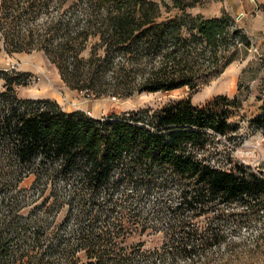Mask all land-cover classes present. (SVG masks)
<instances>
[{
  "label": "trees",
  "instance_id": "obj_1",
  "mask_svg": "<svg viewBox=\"0 0 264 264\" xmlns=\"http://www.w3.org/2000/svg\"><path fill=\"white\" fill-rule=\"evenodd\" d=\"M171 2L165 4L167 10L183 13L163 18L162 6L154 0H79L82 20L60 16L38 30L35 0H0V49L44 50L62 80L76 90L94 91L108 74L113 87H119L126 66H131L133 84L141 92L195 89L223 73L237 50L232 48L250 41L227 14L193 16L184 0ZM90 40L95 50L85 59ZM116 57L123 64L115 65ZM0 72L6 82L0 92V264H39L41 259L24 246L29 240L36 246L50 245L52 237L43 235L39 225L44 218L26 216L27 197L20 196L21 183L35 171L47 175V185L60 177L74 178L77 185L70 191L79 223L89 214L76 242L60 251L64 264H77L80 253L88 264H167L177 259L221 264L222 259L211 255L222 249L230 255L224 264H232L256 251L242 244L227 249L222 227L194 222L202 216L209 219L212 212L219 213V221H241L264 208L263 171L234 163L229 154V168H224L210 156L218 137L237 130L215 101L194 106L186 100L159 110L96 119L67 113L52 101L20 99L15 86L26 84L29 75L13 79ZM217 100L231 102L227 97ZM258 122L263 127L264 116ZM174 190L180 198L175 207L165 201ZM234 205L236 211L227 213ZM153 217L158 225L150 223ZM130 221L131 228L143 232H164L163 245L134 248L131 259L123 257L126 241L117 238ZM31 225L35 230L29 235Z\"/></svg>",
  "mask_w": 264,
  "mask_h": 264
},
{
  "label": "rangeland",
  "instance_id": "obj_2",
  "mask_svg": "<svg viewBox=\"0 0 264 264\" xmlns=\"http://www.w3.org/2000/svg\"><path fill=\"white\" fill-rule=\"evenodd\" d=\"M79 0H35L37 20L34 25L42 30L46 23L56 21L60 16L63 20L83 19V14L78 4ZM162 6L163 18L174 17L182 14L173 7L167 10L165 4L172 6L171 0H154ZM189 7L186 12L193 15H202L205 18L220 17L227 14L235 24L243 28L250 45L240 44L233 55V61L216 78L195 89L183 88L172 92L149 93L141 92L134 86L130 67L126 66L127 74L120 80L119 87L111 84V75L97 81L94 91L76 90L68 86L61 78L57 67L48 59L42 49H0V71L9 73L13 79H24L21 74H28L24 85L15 86V92L20 99H32L52 101L67 112H82L89 117L103 119L106 117L121 116L131 112L152 109L159 110L168 105L181 101H191L194 106H204L208 102L215 101L220 110L227 111L229 123L237 127L227 137H218L211 145L210 156L213 161H222L224 168H229L228 154L234 163H242L256 171L264 173V126L258 124L264 116V0H184ZM29 17V16H28ZM262 23L263 25H260ZM94 40H90L82 56L87 59L93 52ZM98 51V50H97ZM99 54L103 51L99 49ZM124 60L116 57L113 63L123 64ZM4 77V73L0 72ZM6 82L0 78V92L5 91ZM218 97H227L229 101L217 100ZM236 101V104H232ZM2 155V154H0ZM47 175L44 172H33L21 183L20 196L27 198V206L24 208L26 216L42 217L41 225L43 235L52 237L50 245L42 242L34 245L29 240L23 249L31 251L32 255L41 259L39 264H64V256L60 251L66 243H75L82 225L89 222V214L85 213L84 222L79 223L78 206L71 194V187L77 185L74 178L60 177L55 184L47 185ZM129 195L126 206L128 217L131 218V186L124 188ZM120 197L119 193L114 199ZM97 197V200H102ZM168 205L175 207L179 201V192L174 190L165 197ZM45 201V205L42 203ZM47 201V202H46ZM101 202V201H100ZM222 209L223 206H217ZM235 205L228 209L227 213H234ZM89 210V209H88ZM244 211V209H240ZM184 211V210H183ZM188 213V212H186ZM218 212H212L209 216L198 218L195 223L204 227L213 223L226 231L228 249L234 245H246L248 249L256 250L252 255H244L239 261L232 264H264V208L259 214L251 218L238 221L236 219L219 221ZM170 217V215H169ZM151 218L152 225H158ZM131 220V219H130ZM215 220V221H213ZM101 221L97 223V226ZM166 226V225H163ZM159 227L162 229V226ZM29 235L35 228L31 225ZM117 242L126 241L123 257L131 259V249L152 250L160 248L165 241L162 231L149 229L143 232L140 227L131 228V221L126 222L123 231L120 230ZM36 247V248H35ZM133 247V248H131ZM257 247V249H255ZM35 248V250H32ZM14 250H16L14 248ZM215 252V250H214ZM221 250L211 255L222 259L221 264L230 259L229 253ZM77 264H88L89 260L84 253ZM186 259H177L174 262L167 260V264H188ZM25 264H34L27 263Z\"/></svg>",
  "mask_w": 264,
  "mask_h": 264
},
{
  "label": "crops",
  "instance_id": "obj_3",
  "mask_svg": "<svg viewBox=\"0 0 264 264\" xmlns=\"http://www.w3.org/2000/svg\"><path fill=\"white\" fill-rule=\"evenodd\" d=\"M264 23V22H263ZM260 25H263L262 23H260Z\"/></svg>",
  "mask_w": 264,
  "mask_h": 264
}]
</instances>
